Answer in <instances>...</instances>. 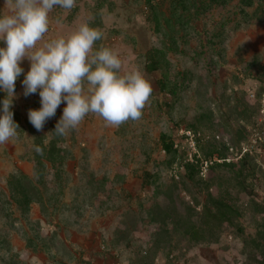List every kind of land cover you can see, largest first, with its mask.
I'll return each mask as SVG.
<instances>
[{
  "label": "rangeland",
  "instance_id": "1",
  "mask_svg": "<svg viewBox=\"0 0 264 264\" xmlns=\"http://www.w3.org/2000/svg\"><path fill=\"white\" fill-rule=\"evenodd\" d=\"M10 8L0 0V15ZM49 18L41 43L87 22L102 32L94 50L117 52L153 91L140 119L114 127L90 113L61 137L66 104L38 132L27 113L40 97L17 79L18 138L0 145V264H264V0H76ZM184 130L200 158L232 166L189 179ZM216 199L235 210L229 222L208 216Z\"/></svg>",
  "mask_w": 264,
  "mask_h": 264
},
{
  "label": "clouds",
  "instance_id": "2",
  "mask_svg": "<svg viewBox=\"0 0 264 264\" xmlns=\"http://www.w3.org/2000/svg\"><path fill=\"white\" fill-rule=\"evenodd\" d=\"M10 4V12L0 15V92L5 94L0 100V145L18 138L11 109L22 74L23 96L40 97V108L27 113L38 132L62 103L66 106L52 131L61 137L77 129L90 113L114 127L141 118L152 85L139 69L123 72L114 50H94L101 31L85 22L67 37L41 43L49 31V14L57 7L71 11L76 0H10ZM25 59L30 63L27 72L21 67ZM34 151L43 154L40 146L34 145Z\"/></svg>",
  "mask_w": 264,
  "mask_h": 264
},
{
  "label": "trees",
  "instance_id": "3",
  "mask_svg": "<svg viewBox=\"0 0 264 264\" xmlns=\"http://www.w3.org/2000/svg\"><path fill=\"white\" fill-rule=\"evenodd\" d=\"M153 52H155V54H159L157 49H154V50L152 49V51H150V54H154ZM149 65H150V69H157L159 67L158 61L156 60L155 55L151 57ZM161 86L163 90H168L174 95L176 94L175 92L176 86L169 88L167 83L163 81H161ZM162 141H163V150L166 153L172 154L174 156L177 153V149L174 147V144L172 142H167L164 139ZM223 147L226 148V146L224 145ZM212 152H214V150H212ZM219 157L222 159L226 158L224 155H221V154ZM217 166H232V164L226 163V161H222V163L220 164L217 163ZM184 169L185 171H187L188 178L191 180H193L195 174L199 172V166L195 163L186 162V164L184 165ZM210 203L212 204L214 210L209 211L208 209H206V212H208V216L210 215L209 217L214 221H217L220 223L225 222V221L229 222L231 215L235 213V210H233L231 205L224 203L222 199H216V200L210 201Z\"/></svg>",
  "mask_w": 264,
  "mask_h": 264
},
{
  "label": "built area",
  "instance_id": "4",
  "mask_svg": "<svg viewBox=\"0 0 264 264\" xmlns=\"http://www.w3.org/2000/svg\"><path fill=\"white\" fill-rule=\"evenodd\" d=\"M184 135H185V142L188 144V147H189V151H188L189 161L190 163L197 164L199 166L201 173H205L208 170L209 165L213 164V161H217V162H220V161L229 162L230 161L227 158L219 160L216 157H214L211 160H203L202 158H200L198 150H197V146L199 144V141L201 140L199 135H196V133L190 130H184ZM243 151L244 153L249 152L247 148H244Z\"/></svg>",
  "mask_w": 264,
  "mask_h": 264
}]
</instances>
